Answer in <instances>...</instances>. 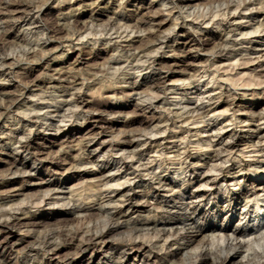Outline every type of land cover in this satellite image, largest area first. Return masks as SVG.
I'll list each match as a JSON object with an SVG mask.
<instances>
[{
    "label": "bare ground",
    "instance_id": "obj_1",
    "mask_svg": "<svg viewBox=\"0 0 264 264\" xmlns=\"http://www.w3.org/2000/svg\"><path fill=\"white\" fill-rule=\"evenodd\" d=\"M49 1L0 0V110L12 112L15 109L12 115L22 124V131L10 130L0 145L7 152V163L10 165L7 174L0 177V187L13 186L8 192L0 194V231L7 230L12 235L15 229L26 227L25 231L31 233L30 241L24 246L23 256L10 262L1 253L0 264H37V260L42 262L47 258H61L62 264H75L73 260L79 253L95 251L99 244L106 243V234L124 228L128 230L127 238L109 240L110 247H107L103 258L92 264H128L131 252L141 254L144 250L150 255L152 252L160 255L154 260L150 259V255L144 261L141 260L148 264H178L177 259L180 257L183 260L181 264H264V215L256 216L257 231L256 228H248L249 224L235 227L220 224L221 220H234L240 214L238 207L242 202L246 201L245 210L252 201H260L264 177L257 181L253 179L251 189L246 188L247 184L237 188V194L223 193L220 186H216L220 177L228 176L230 184L225 189L230 193V185H238L234 182L241 180L243 173L249 171L259 174L263 171L264 175V158L244 166L235 162L224 167V164L232 161L236 151L241 152L243 148L240 146L256 147L264 144V130L257 126L245 134H238L215 128L219 118H225L231 110L219 112L220 107L228 104L232 108L238 98L236 95L225 97L227 86L217 84L219 81H229H218L216 73L221 67L211 71V67L218 62L234 70L261 57L264 0H222L204 7H201L203 0H168L171 7L167 9V18L148 14L140 16L138 12L128 14L123 10L124 4L128 2L126 0L118 5L122 9L120 13L109 15L107 6L101 7L105 0H91L89 4L80 3L77 8L91 6L95 13L89 16V20L84 12L76 16V8L73 7L68 13L62 12L56 22L52 20V24L43 22L41 18L42 9ZM59 1L63 3L58 6L60 8L71 5L69 0ZM165 1L162 2L163 6L167 5ZM103 18H107L106 22L100 23ZM245 18L248 21H244ZM172 20L174 26L166 29L168 21ZM211 23L223 28L218 33L206 31ZM16 29L19 30L17 34L14 33ZM183 31H188V34L184 36L181 34ZM13 36L20 45L25 46L6 53ZM53 41L57 42V49L67 48L72 53L79 46L84 48L89 45L94 50L100 43L112 53L106 64L94 65L82 76L67 70L63 65L69 61L64 59L62 62L54 60L43 75L35 80L27 78L28 72L16 71L22 63H40L50 56L54 51L49 48ZM172 43L177 44L175 49ZM211 43L213 47L203 62L205 64L200 63L203 71L197 69L191 73L190 69L197 67L195 62L200 59L199 55L191 53L192 50H203ZM166 48L173 49L174 53L170 57L172 64L167 63L168 60H160ZM252 55L257 57L253 58ZM94 57L103 58L98 54ZM84 61L85 58L79 57L74 63L82 64ZM180 67L185 69L178 71ZM175 75L180 77L174 80ZM207 75L213 76L209 83H213V86L217 84V88L202 92L201 79ZM109 76L119 82H111L105 87L106 91H112L113 97H118L119 92L121 96L137 97L143 109L159 115L157 123H151L149 128L121 132L118 138L111 137L107 150L104 142L109 138L98 143L96 137H90L84 142L62 146L60 154L65 156L63 161L68 165L64 167L65 172L71 176L85 174L89 178V183L86 180L78 191L67 186H54L55 180L38 178V168L34 163L42 161L44 155H52L51 149L58 144L59 139L51 142V146H43L38 150L33 148V141L39 137V133L59 132L72 120H78L79 117L86 120L88 116H93L95 113L92 111H82L83 103L89 101H86L87 98L85 100L84 91L102 85ZM132 76L142 77L143 81H124L126 77L131 79ZM18 78L20 84L17 90H10L8 83ZM144 87H148V93L142 91ZM186 87L194 89L195 94L209 96L197 100L196 95L188 99ZM216 89L220 92L212 96ZM36 90L39 92L35 93ZM177 90L186 93L179 98L177 96L178 99L173 102L169 101L167 93L177 94ZM227 92L233 91L230 88ZM97 107L96 114L100 116L97 121L114 123L115 119L123 115V111L117 110L120 107L103 103ZM243 115L244 119L239 116L235 118L233 113L227 124H234L236 119L247 122L248 126L257 122L264 125V112H245ZM209 116L213 117L209 119L214 121L212 125L205 124ZM200 123L204 125L198 126ZM176 128L181 129L180 133L199 137L194 142L200 146L195 154L190 151L187 135L181 136L175 131ZM170 130L171 134L156 137ZM226 136L230 137V142L223 140ZM214 141L215 144H210ZM201 142L209 144L201 147ZM74 151L78 153L74 155ZM166 152L173 154L170 156L173 158L167 162L168 167L161 166L162 171L156 174L153 170L158 164L157 158H162ZM52 159L51 163L58 165ZM19 179H24L27 184L16 187L15 183ZM34 180L39 182L32 184ZM194 183L197 186L191 189ZM32 185L38 186L40 190L47 188L41 190L42 202L46 205L59 204L61 214L53 206L48 211L52 219L59 221L57 226L50 225V228L42 229L44 221L40 213L44 209L33 212L29 202H13ZM89 196L92 198L86 202ZM96 200H99L98 207L90 213L92 208L87 204ZM222 200L227 202L225 206L220 205ZM204 205H211V208ZM143 209L148 210L147 216H132ZM129 213L131 215L128 216ZM240 215L239 224L245 219V223L252 221L248 211ZM71 216L80 219L79 224H71ZM96 216L99 218L96 219ZM134 236L142 237L141 245L136 243ZM10 237H5V240L0 237L1 248H5Z\"/></svg>",
    "mask_w": 264,
    "mask_h": 264
},
{
    "label": "rangeland",
    "instance_id": "obj_2",
    "mask_svg": "<svg viewBox=\"0 0 264 264\" xmlns=\"http://www.w3.org/2000/svg\"><path fill=\"white\" fill-rule=\"evenodd\" d=\"M90 1L91 0H77V1L76 0H69L71 5H69L67 7L60 8L58 6H62L63 3L61 4L59 0H50L42 9V12H41L42 21L43 22H49L50 24H52V23H54V21L56 22V20L58 19V16H60L62 12L68 13L73 7L76 8L74 11V14H76V16L81 15L82 12H84V13H86L87 20H89L88 19L89 16L92 13L93 14L95 13L92 10L93 8L91 6L83 7V9H79V10L77 8H78V6H80V3H81V5H83L84 3H86V4L88 2L90 3ZM126 1H128V2H126L124 4L123 10L128 14L138 12L140 14V16L148 14V15H158V16H161V18H167L168 17L167 16V13H168L167 9H169L171 7V4L168 3L169 2L168 0L165 1L167 3V5H164V6L162 5L163 0H126ZM121 2H122V0H105L103 2V4H101V7L104 8L105 6H107V10H108L109 15H113V13H115V12L120 13V11L122 10L118 6V5H120ZM218 2H222V0H220V1L219 0H217V1L216 0H203L201 2V7L208 6L210 3L211 4H217ZM43 15H44V18H43ZM44 19L45 20L47 19V21H45ZM52 20H54V21H52ZM106 20H107V18H103L100 23H104V22H106ZM244 21H248V18H245ZM256 22H258V21H256ZM173 23H174L173 20L168 21L165 28L169 29V28L173 27L174 26ZM222 28L223 27H220L219 24L211 23L208 25V30H206V31L218 33V31H221ZM178 30H179V27L177 28V31ZM18 31L19 30L16 29V31L14 33L17 34ZM190 33H192V31H190ZM143 34H145V32H143ZM181 34L186 36L188 34V31H183V32H181ZM19 43L20 42H18L17 38L13 36L10 39V43H9L8 48L6 49L5 52L10 53L13 50H17V49L19 50V48L21 46L22 47L25 46L22 43H21L22 45H20ZM262 43H263L262 44L263 46H261V50H260L261 53L259 54L261 57H259L253 63H251L247 66L246 65H240L239 67L235 68L236 70L235 69L229 70L232 68L231 66H230L231 68H228V67L225 68L223 63L218 62L216 64V66L211 67V71H213V72H214L213 69H215L216 67H221V69H219V72L216 73V77L218 78V81L229 79V81L227 83L222 82V81H219V83H217V84H223V85L225 84L224 86H227V90H226L224 96L231 98L232 95H234V96L236 95L238 98V101L236 102V104L232 108H230V106L228 104H224L223 106L220 107V109L218 110L219 112H225L228 109H231V110H229L227 112L228 115L225 118L223 116H221L219 118V121L216 122L215 128H217V129L223 128L225 130L224 132H230V133L236 132L238 134H245L247 132V130H253L257 126H260L262 128V130H264V125H262L261 122L260 123L257 122V123H255V125L248 126L247 122H240L241 120L238 121L235 119L233 121L234 124L233 123H229V125L227 124V120L232 118L233 113H234V117L236 116L235 118H237L239 116V117H243V119H244L245 117L243 114L245 112H248V113L264 112V42H262ZM171 45L172 46L174 45L172 47L173 49H175L177 46L176 43H172ZM96 46L97 47L94 50H91V46H89V45L84 47V48L79 46V47H77L78 50L75 51V53H72V51L67 49V48H65L64 50L61 48L57 49V47H58L57 42L53 41L51 43V45L49 46V48L54 50L53 53L50 54V56H48L45 60L41 61L40 63H32V64H23L22 63L17 67L16 71L18 73H20V72L21 73H25V72L27 73L28 72L27 78L29 77L30 79L35 80V79H37L43 75V73L46 70V67L49 66L50 64H52L54 60L56 62H62L64 59L65 61H69V63H66L63 65V66H65V68H67V70H73L74 73L82 76L83 73H86L89 69L93 68L94 65L95 66H103L104 64H106L107 58L112 53L107 46L102 45L101 43L96 45ZM212 47H213V43H211L210 45L205 47L203 50H198V51L192 50L191 53L199 55L200 59L197 62H195V66H197V67H194V68L192 67V69H190L191 73H194L193 71H195L197 69H200L201 72L203 71V69L201 68L202 67L201 64H205L203 62L209 56V52L212 49ZM172 48H169V49L166 48V50H165L166 53L164 55H162V57L160 59L162 62H164V61L166 62L168 60L167 63H170V64L173 63L170 59L171 55L174 53L172 51L173 50ZM187 50L189 51L190 48H188ZM93 54L94 55L98 54V55L102 56L103 58L97 59L96 57H94ZM79 57L85 58V61H84L85 63L84 62L82 64L74 63L75 60H77ZM251 57L254 58L257 56L252 55ZM33 59H35V58H33ZM241 62H243V61H241ZM226 63L229 64V62H226ZM259 64L260 65L262 64V66H260ZM182 69H185V67H180V69H178V71H181ZM128 77L130 78V76H128ZM128 77H126L124 79V81H131V80L137 81V82L143 81L142 77L134 76L135 77L134 78L132 76L133 78H131V79H129ZM179 77H180V75H175L173 79L176 80ZM212 77H213L212 75H210V76L207 75L201 79L200 88L202 89V92L210 90L212 88H217V84L213 86V83H209V81L211 80ZM227 77H229V78H227ZM24 81H26V79ZM115 81L117 82L118 79L116 80V79H113L112 77L110 78V76H109V78L104 79V82H102V85L95 86L94 88H91V90L85 89V91H84L85 97L84 98H85V100L87 98L86 101H88V100L89 101H88V103H83L82 111L85 113L92 111L95 113L93 116H88L86 120L81 119V117H79L78 120H72L71 122L67 123L68 124L67 126L62 127V129L59 132H52V133L46 132L43 134L39 133V137L36 140H34L33 144H32L33 148L36 150H38L39 148H42L43 146H51V142H53L56 139H59V141H58V144H55L52 147V149H51V153H53L52 155H50V156L44 155V157H42V159H43L42 161H36L34 163L35 167L38 168V176H37L38 178L46 179V180H55L56 183L54 186H60V185H62L63 187L67 186L68 189L73 188L72 190L78 191L81 189L80 188L81 184L86 183V180L88 181L89 178L87 176H85V174L79 173V174L71 176L70 174L65 172L64 167H66L68 165H65V162L63 161V157L65 158V156H61V154H60V149L62 146L70 145L71 143L77 144L80 142H84V141H87L90 137H96V140L98 141V143L103 141V140H107L109 138L107 140V142H104L105 147H106L105 150H107L109 147V144H110L109 143L110 140H112L113 138L120 137L123 132L125 133L126 131L128 132L130 130L141 129V128H146V127L149 128L151 123H152V125H155L157 123L156 118L159 115L158 114L153 115V113L150 110L143 109L141 107V105H139V101L136 99L137 97L131 98V97L121 96L122 95L121 92H119L118 97H113L112 91H106L105 87L110 85L111 82H112V84L115 83ZM180 83L181 82H178V84H180ZM8 84H9L8 87H10V90L16 91L19 84H20L19 78L17 81H15V80L11 81ZM104 85H106V86H104ZM117 85H121V86L123 85L124 86V85H126V83H120V84L117 83ZM193 86H190V87H193ZM190 87L185 88L186 89L185 91L188 93L187 94L188 99L191 97L192 98L196 97V95H198L197 96L198 98L196 97L197 100H199V98H202V97L206 98L207 96H209V94H204V95L195 94V93H193V92H195V90L191 89ZM230 88H231V91H233V92H227L228 89H230ZM148 90H149L148 87H144L142 89V91H144V93H148L149 92ZM37 92H39V91L36 90L35 93H37ZM186 92H184L183 90H177V92H176L177 94L167 93L168 100L173 102L176 99H178L181 96V94L183 95ZM219 92H220V90L216 89L215 92H212V96L218 94ZM177 96H178V98H177ZM205 100L207 101V99H205ZM86 101H84V102H86ZM184 101H186V99ZM100 103L108 104L112 107H118V108L120 107L117 110L123 111V115L121 117L115 119L114 123L108 124L106 121H97L100 116H98L96 114L97 113L96 108H98L97 105ZM121 106H122V108H121ZM13 111L11 112L10 110H5V111L0 110V145L2 144L5 137L8 134H10V130L16 129L17 131H22V124L21 123L19 124L18 121H16V119L12 115ZM249 111H251V112H249ZM105 117H107V116H105ZM211 118H213V117L212 116L206 117L207 122L205 124H211L212 125L214 121L209 120ZM203 125H204V123L198 124V126H203ZM183 128H185V126H183ZM175 131H177L181 136L187 135L186 132L180 133V131H181L180 128H176ZM2 132H4V134H2ZM171 133H172V131L170 130V132L165 133V134H159L156 137L162 138V137L167 136L168 134H171ZM190 136L191 135H187L188 140L190 141L189 142V145H190L189 148H190V151L193 154H195L198 150L197 148H200V146L195 144L194 142H196V140L199 137L198 136H191L190 137ZM111 137H112V139H111ZM211 139H213V138H211ZM65 140H66V142H65ZM214 140L216 141L217 139H214ZM223 140H226L228 142L231 141L230 137L228 138L227 136H226V138H223ZM70 141H72V142H70ZM215 141L210 143V144H215L216 143ZM207 144H209V143L201 142L200 145H201V147H206ZM97 146H99V145H97ZM184 146H185V144L182 145V147H184ZM240 148L241 149L243 148L242 150H240L241 152L236 151L234 153L235 155L232 157V161L224 164V167L230 166L232 163H235V162H237V163L239 162L240 165L244 166L248 162H255L258 158H260V159L264 158V151L261 152V150H264V144L263 143L259 144L256 147H246V145H243V146H240ZM254 150L258 151V152H252ZM57 151H59V152H57ZM77 153H78V151L73 152L74 155H76ZM170 156H173V154L166 152L165 155L162 156V158L161 157L157 158L158 164H156L154 166V170H153L156 174L157 173L160 174V172L162 171L164 166L168 167L167 162L170 161V158H173ZM51 159H52V161H57L58 165H54L53 163H51ZM100 159L102 160V158H100ZM108 159H109V157H108ZM8 160H9V158L7 156V152L0 148V177H3L5 174H7L8 169L10 168V165L7 163ZM240 160H242V161H240ZM58 161H60V162H58ZM161 166H163V167H161ZM172 171H174V170H172ZM263 177H264L263 171H261L259 174L247 171V172L243 173L242 179L238 178L241 180H236V182H234V183H237L238 185H236V186L230 185V187H229L230 193H229V190L225 189L230 184L228 176L220 177L218 180V183L216 182V186H218V188L220 186L223 193L226 192V194H237L239 192V189H237V188H241V187L245 186V184H247L246 188L251 189L252 188V186L250 185L251 181L253 179H255L256 181L262 180ZM39 180L32 181V184H34V183L36 184L37 182H39ZM88 183H89V181H88ZM88 183H87V185H88ZM25 184H27V183L24 179H19L15 183V186L19 188L21 186H24ZM196 186H197V184L194 183L191 186L192 187L191 189L195 188ZM12 187L13 186L0 187V194H4V193L8 192ZM86 188H87V186H86ZM45 189H47V188H42L41 190H45ZM41 190L36 185H32L31 187H29V189L27 187L26 191L23 192L22 195L13 199V202L14 203H20L21 201H24L25 203L29 202V206L32 207L31 210L33 212H39V211L44 209L45 211L43 213H40V218L44 221V225H43L44 228H42V229L50 228V225H51V227H55L59 224V221H57L56 219H52V217H51L52 215L49 214L50 212H48V211H49V208H51L53 206L57 209V211H58L57 213L61 214L62 213L61 210L58 209L59 204H57V205H46L45 202H42L43 193L41 192ZM140 194H143V192H140ZM260 194H261V196L259 197L260 201H252L247 207H245V210H244V205L246 204V201L242 202L240 204V206L238 207V210H240V212H239L240 214L242 212L245 214L247 211L249 212V215L252 216V221H250V223H248V222L245 223L246 222V219H245L244 222L239 224L241 215L238 214L237 217L234 218V220L225 221V222L223 220H221L220 224H224V225L228 224V225L233 226V227L243 226V224H249L247 226L248 228H250V229L256 228V231H257L259 228H257V226H256V225H258V223H257L258 217L256 218V216L258 214L260 217H262L264 215V191H260ZM89 197H88L86 202H89V200H91L92 197L91 196H89ZM98 202H99V200H96L94 203L87 204L88 207L92 208V209H90V213L92 211L93 212L96 211V208L98 207ZM226 203L227 202L225 200H222L220 202V205L225 206ZM36 205H40V206L36 207ZM204 206L206 208H211V205H204ZM39 208H40V210H39ZM148 213H149L148 210L143 209L141 212L132 214V216H134V218L138 217V215H140L141 217H145L148 215ZM129 215H131V214L129 213L128 216ZM182 217L183 216H181L180 218L182 219ZM73 218H75V217H73V216L69 217V219L72 220L71 224H73V223L79 224L80 219H78V218L73 219ZM95 218L98 219L99 217L96 216ZM26 229H27L26 227H23L21 230L15 229L13 231L12 235H9L7 230H5V232L0 231L1 240H5L4 239L5 237L11 236L10 237L11 239L10 238L8 239V241H9L8 244H6V246H4L5 248L0 247V254L2 253V255H4L8 261L12 262L15 260V258H17V257L21 258L23 256L24 250H25L24 246H26V244H27L26 242L30 241V235H31V233L25 231ZM127 232H128V230L126 228L109 232L108 234H106V240H105L106 243L99 244L98 248L95 251L88 250L87 252L79 253L73 261L75 262V264L76 263L92 264V263L98 262L99 260H101L103 258L104 252H106V250L110 247L109 246L110 241L115 240V238H116V240H118V238L119 239L127 238V236H128ZM22 239H24V241H21ZM133 239L136 241L137 244H140V245L143 241L142 237L134 236ZM142 253H144V254H142ZM142 253L138 254L136 251L131 252L129 257H128V264H148V263H144L143 261L145 259H147V256L150 255V252L144 250ZM152 254L150 255V259H153V260L157 259L158 256H160V255H157L156 252H152ZM143 255H145V256H143ZM55 259L56 258H52V259L47 258V259H43L42 262L40 260H37L36 263L37 264H54V263L56 264V263L60 262V264H62L61 258H59V259L57 258L56 260ZM141 260H143V261H141ZM182 261L183 260L181 257L177 259L178 264H181ZM239 261H241V260H239ZM237 263H239V262H236L235 264H237ZM232 264H234V262H232Z\"/></svg>",
    "mask_w": 264,
    "mask_h": 264
}]
</instances>
